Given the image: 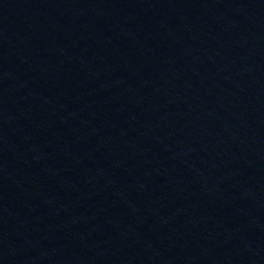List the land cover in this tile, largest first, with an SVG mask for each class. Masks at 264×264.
<instances>
[{"label":"water","instance_id":"95a60500","mask_svg":"<svg viewBox=\"0 0 264 264\" xmlns=\"http://www.w3.org/2000/svg\"><path fill=\"white\" fill-rule=\"evenodd\" d=\"M0 264H264V0H0Z\"/></svg>","mask_w":264,"mask_h":264}]
</instances>
